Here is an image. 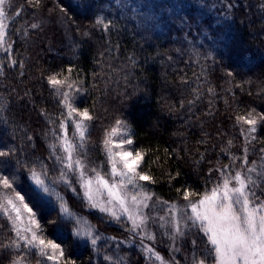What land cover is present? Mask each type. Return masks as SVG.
<instances>
[{
    "label": "trees",
    "instance_id": "obj_1",
    "mask_svg": "<svg viewBox=\"0 0 264 264\" xmlns=\"http://www.w3.org/2000/svg\"><path fill=\"white\" fill-rule=\"evenodd\" d=\"M97 18L109 27L97 25ZM4 23L11 48L0 49V150L13 154L0 158V173L16 174L20 183L14 187L23 194L30 191L28 170L46 169L47 181L69 209L99 233L93 246L72 235L74 221L53 231L49 221L59 214L55 196L34 208L44 226L39 235L59 243L74 264H111L105 256L121 264H160L145 246L166 252L158 239L155 244L141 241L126 220L116 222L90 209L78 173L52 155L55 144L56 154L66 156L56 139L64 136L61 121L67 138L80 144L73 123L80 118H67L62 97L47 83L49 75L63 78L71 68L70 79L77 83L61 91H69L73 106L93 116L84 122L83 147L74 152L88 166L87 176L95 175L91 169L110 172L104 141L119 120L133 140L128 147L144 154L141 169L153 177L154 183L145 184L153 201L167 202L157 203V209L186 204L185 189H211L220 180L218 168H244L245 148L248 166L260 165L264 122L248 134V125L237 117L253 109L264 115V0H40L38 6L35 0H13ZM61 171L76 192L60 179ZM201 235L196 230L197 245L191 250L197 260L204 255ZM14 238L11 224L0 216V245H5L0 264L25 255L6 247ZM38 256L36 250L28 252L27 264H53ZM173 264L182 261L176 257Z\"/></svg>",
    "mask_w": 264,
    "mask_h": 264
},
{
    "label": "snow or ice",
    "instance_id": "obj_2",
    "mask_svg": "<svg viewBox=\"0 0 264 264\" xmlns=\"http://www.w3.org/2000/svg\"><path fill=\"white\" fill-rule=\"evenodd\" d=\"M39 3L40 0H35V5L38 6ZM12 7L13 0H0V49L5 52L9 51L11 45L5 40L4 22L8 19ZM16 15L20 13L17 12ZM95 23L103 25L105 29L109 27L102 18H97ZM31 27L35 29L38 25L32 24ZM15 63L13 60L12 64ZM67 72L68 75H63V78H60L61 73L49 75L47 83L55 89L58 96L62 97L67 118L72 119L73 114L80 118L73 120L80 144L75 145L67 138V126L61 121L59 127L64 132V136H57L56 139L66 156L56 154L55 144L50 146L52 155L58 162L63 163L68 171L78 173L77 183L80 184L83 198L90 209H96L116 222L126 220L130 224L129 231L140 235L141 241L145 238L154 241L155 235L147 230L152 217L145 211L151 207L154 196V193L146 189L145 184L154 183V180L141 169L144 154L141 151H129L125 148V145L133 144L127 132L123 133L118 142L112 139L121 133L122 122L116 121V126L111 129L109 137L104 141L107 161L110 164L109 173L102 174L101 171L91 169L95 175L88 177L85 172L88 166L80 158L74 157V152L83 147L86 140L87 128L84 122L92 120L93 116L88 109L81 111L73 106L69 91H61L62 88L72 89L77 83L70 79L72 69L68 68ZM76 91L79 92L80 88L76 87ZM237 120L248 125L247 133L251 134L256 132L258 122H264V115L256 113L253 109L247 115L238 116ZM53 135L56 136V133L53 132ZM245 139H248L247 135ZM231 144L232 142L229 141V147ZM247 152L248 149L245 148L242 161L244 168L237 170L232 165H225L216 169L220 173V180L216 185L203 192L183 190L181 196L187 203L182 206L168 205L166 210L170 214L169 219L166 220L164 216L159 217L162 222L160 226L169 227L175 233L170 237L173 240L176 236L185 235L183 229L188 231L196 229L198 234H202L200 239L204 255L198 260L194 258L193 264H264V200L257 198L249 187L255 183L250 174L256 171V166L254 164L248 166ZM12 154L11 150H0V158H10ZM261 159L264 160V157ZM28 171L30 191L23 194L14 187L20 183V178L16 174L9 176L0 173V189L5 190L0 191V216L7 218L15 237L6 247L25 252V255L14 259L13 264H27V253L32 250H37L39 255L46 257L53 264H74L65 258V249L59 243L39 235L44 231V226L37 220V212L34 208H42L45 198L55 196L59 203V214L49 221L53 231L60 230L64 221H74L72 235L76 238L86 239L95 246L101 237L87 220L71 211L64 198L50 186L46 169L38 172L32 168ZM60 179L71 191H77L65 172L61 171ZM105 193L107 198L103 199ZM32 200L35 204L30 207ZM156 202L167 205V202L158 199ZM81 225L87 227L81 228ZM191 244L195 248L197 240L193 239ZM145 250L150 258L154 256L160 264H165L163 257L151 247L145 246ZM104 258L111 261V264H121L120 259L114 260L110 256Z\"/></svg>",
    "mask_w": 264,
    "mask_h": 264
},
{
    "label": "rangeland",
    "instance_id": "obj_3",
    "mask_svg": "<svg viewBox=\"0 0 264 264\" xmlns=\"http://www.w3.org/2000/svg\"><path fill=\"white\" fill-rule=\"evenodd\" d=\"M116 126V125H115ZM114 126V127H115ZM121 129V133L119 135H117L116 137H112V139L114 141H119L122 138V135L124 132H126L125 130V126L121 124L120 126ZM111 133V129L106 133V138L105 140L109 137ZM77 135L79 136V134L77 133ZM125 148L129 151H132L131 148L128 147V145H125ZM114 151H118V149H114ZM264 156V154H263ZM262 158V157H261ZM261 158H259L257 160V162L260 163L259 166L256 167V171L253 172V174L256 176V180L253 179V181L255 182L254 185H249V187L252 188V190L258 186H261L263 188V190H261V192H257L254 191L255 196L261 200H264V160H262ZM109 169H110V164H109ZM110 178V177H109ZM259 194L260 196L256 195ZM103 199H106V193L104 194V196L102 197ZM159 204L155 203L154 201L151 203V207L145 211L148 212V214L152 217V219L149 220L148 223V232L151 234L155 235V239H158L159 242L161 243L162 247L164 249V252L166 253H161V252H157L158 250L154 249V251L156 253H158L161 257H163L165 264H173L175 261L176 257H179V259L182 261V264H193V260L194 257H192L194 255V251L191 252L193 246L191 244V241L195 238L196 235V230L192 229V231H189L187 229H183L185 232V235L183 237H179L176 236L175 240L171 239L170 237L175 235V233L169 228V227H161V221L159 220L160 216H164L167 219H169L170 214L169 212L166 210L167 207L164 208H158ZM181 227L183 228V225H181ZM188 234L190 235V240H185L186 237L188 236ZM192 236V239H191ZM147 244L150 243H154L155 244V240H150L145 238L144 239ZM188 241V242H186ZM159 246V243L156 244ZM37 251V250H36ZM184 251H187L184 253ZM38 252V251H37ZM41 257V261H47L50 263L49 260L46 259V257H42L41 255L38 256V258ZM46 259V260H45ZM51 264V263H50Z\"/></svg>",
    "mask_w": 264,
    "mask_h": 264
}]
</instances>
